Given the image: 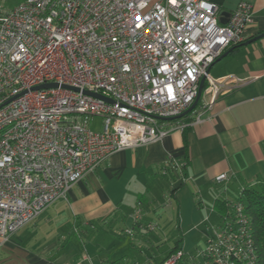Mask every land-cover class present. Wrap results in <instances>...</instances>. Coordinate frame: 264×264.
Segmentation results:
<instances>
[{"label":"built area","instance_id":"2783aa9c","mask_svg":"<svg viewBox=\"0 0 264 264\" xmlns=\"http://www.w3.org/2000/svg\"><path fill=\"white\" fill-rule=\"evenodd\" d=\"M219 13L208 0H21L0 14L2 240L113 152L201 122L218 95L251 79L206 73L228 46L247 39L252 4L238 2L223 24ZM203 76L209 99L175 118ZM46 83L56 85L38 87ZM95 117L98 130L89 127ZM168 165L177 170L170 157ZM227 206L200 264H255L248 215L240 202ZM182 255L176 249L161 264Z\"/></svg>","mask_w":264,"mask_h":264},{"label":"crops","instance_id":"0c3cea01","mask_svg":"<svg viewBox=\"0 0 264 264\" xmlns=\"http://www.w3.org/2000/svg\"><path fill=\"white\" fill-rule=\"evenodd\" d=\"M20 1L0 0V14ZM208 1L229 13L240 1L252 4L247 39L228 46L208 72L251 79L218 95L201 122L113 152L64 198L0 238V264H161L174 249L183 251L176 264H197L221 220L218 201L264 183V36L244 43L264 32V0ZM209 96L202 90L196 108ZM221 173L227 178L216 182Z\"/></svg>","mask_w":264,"mask_h":264},{"label":"trees","instance_id":"16d2710c","mask_svg":"<svg viewBox=\"0 0 264 264\" xmlns=\"http://www.w3.org/2000/svg\"><path fill=\"white\" fill-rule=\"evenodd\" d=\"M205 85V82L203 86ZM188 119V118H187ZM228 201L240 202L247 213L250 230L255 250V264H264V183L258 186L242 188L239 194L232 200H219L221 217L230 214ZM176 249L172 250L175 251ZM171 251V252H172ZM105 264H120L118 261H109Z\"/></svg>","mask_w":264,"mask_h":264},{"label":"water","instance_id":"95a60500","mask_svg":"<svg viewBox=\"0 0 264 264\" xmlns=\"http://www.w3.org/2000/svg\"><path fill=\"white\" fill-rule=\"evenodd\" d=\"M229 16H230V13L229 12H227V11H221L220 13H219V16H218V21L220 22V23H226L227 22V20H228V18H229ZM262 36H264V32L263 33H260V34H258V35H256V36H254V37H252V38H250V39H248L247 41H245L244 43L246 44V43H250V42H252V41H254V40H256V39H258V38H260V37H262ZM227 54V52H224L223 54H221L218 58H216V59H220L221 57H223L224 55H226ZM209 72V68L206 70V73H208ZM204 81H205V76H203L201 79H200V81H199V85H198V92H197V96H196V98H195V100L193 101V103L183 112V113H181L180 115H178V116H175V118H179V117H182V116H184V115H186V114H188L189 112H191L195 107H196V105H197V103H198V100H199V97H200V94H201V91H202V89H203V84H204ZM56 85V83H46V84H42V85H40V86H38L39 88H43V87H49V86H55ZM86 93H91L92 95H94V96H96V97H99V98H102V99H104V100H106V101H109V102H111L112 100L110 99V98H108V97H105V96H103V95H101V94H98V93H94V92H87V91H85Z\"/></svg>","mask_w":264,"mask_h":264},{"label":"rangeland","instance_id":"374dc122","mask_svg":"<svg viewBox=\"0 0 264 264\" xmlns=\"http://www.w3.org/2000/svg\"><path fill=\"white\" fill-rule=\"evenodd\" d=\"M203 92H205V89L203 90ZM89 127L91 129H93V130H98L101 127V120L99 118H97V117L91 119L90 122H89ZM210 232H211V230H210ZM212 232H213V230H212ZM72 239H73V237H72ZM159 248L162 249V247H159ZM153 251H154V255H155L156 260H158L160 258L161 252L157 251L155 248H153ZM197 256L199 257L197 264H200L202 258L200 256V254L197 255ZM183 261H185L184 262L185 264H193V262H189L188 259H186V258L182 259L178 264H182Z\"/></svg>","mask_w":264,"mask_h":264}]
</instances>
